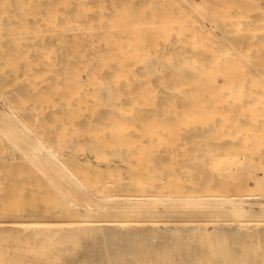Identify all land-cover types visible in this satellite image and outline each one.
<instances>
[{
	"label": "bare ground",
	"instance_id": "6f19581e",
	"mask_svg": "<svg viewBox=\"0 0 264 264\" xmlns=\"http://www.w3.org/2000/svg\"><path fill=\"white\" fill-rule=\"evenodd\" d=\"M117 4L109 0H0L1 130L23 131L32 124L40 134L47 133V139L43 136L50 145L58 147L109 143L108 135L125 133L196 134L204 144L262 140L237 135L264 134V41L259 42L262 56H257L253 38L248 42L245 36L233 37L235 30L224 32L225 37L222 33L218 38L206 37L208 30L204 33L201 24L210 23L207 18L216 15H229L221 16L223 8L216 13L208 9L215 15L205 17L206 12L204 20L200 16V29L195 27L200 22L196 17L203 13L196 5L195 11L182 2L149 11L134 0ZM199 29H204L205 37ZM200 34L206 40L199 39ZM62 159L69 166L79 157L60 155ZM60 168L58 181L68 178L78 183L72 172ZM88 173L84 171V177ZM92 196L74 204L76 209L82 213L119 209L125 216H136L137 205L166 204L183 211L194 207L212 209L214 214H264V197L105 200ZM9 213V221L15 219Z\"/></svg>",
	"mask_w": 264,
	"mask_h": 264
},
{
	"label": "rangeland",
	"instance_id": "374dc122",
	"mask_svg": "<svg viewBox=\"0 0 264 264\" xmlns=\"http://www.w3.org/2000/svg\"><path fill=\"white\" fill-rule=\"evenodd\" d=\"M131 1L109 0L118 4ZM134 2L149 11L180 2L191 8L196 5L199 9L194 6L193 10L203 13L196 17L198 21L206 12L205 17L210 16L208 9L216 13L223 8L221 16L230 12L229 15H216V20L210 18L213 22L207 18L210 23L196 21L195 27L202 29V23V32H208V38L207 35L220 37L221 33L224 36V32L227 35L229 29L235 30L233 37L245 36L248 42L252 37L256 55L262 56L259 42L264 41V0ZM205 22L210 27L214 25L210 28L207 24L206 28ZM203 36L199 39L206 40ZM215 53L219 55L217 50ZM8 120L4 119L5 124H9ZM43 135L49 137L32 124L23 131L0 129V264H264V214L259 212L214 214L208 208L183 211L166 204H141L135 206L136 216H125L122 210L110 208L82 213L74 205L82 198L91 199L88 197H94L92 194L105 200L264 197V134L237 135L263 137L255 144H204L199 143L201 135L196 134L125 133L108 135L109 143L68 147H52ZM118 136L122 139L115 140ZM47 150L52 158L45 154ZM60 155L79 159L69 167L63 159L59 161ZM60 167L72 172L78 183L68 178L67 182L58 181ZM84 171L89 172L85 177ZM98 173L104 176L96 177ZM83 192L89 193L85 196ZM10 211L18 217H12ZM8 213L14 221H9ZM210 224L212 228L208 229Z\"/></svg>",
	"mask_w": 264,
	"mask_h": 264
}]
</instances>
